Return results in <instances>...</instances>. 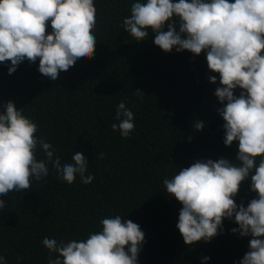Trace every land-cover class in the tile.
Wrapping results in <instances>:
<instances>
[{
    "label": "trees",
    "instance_id": "1",
    "mask_svg": "<svg viewBox=\"0 0 264 264\" xmlns=\"http://www.w3.org/2000/svg\"><path fill=\"white\" fill-rule=\"evenodd\" d=\"M134 2L94 0L95 55L78 60L56 81L39 73V60L22 62L11 75L10 62L0 64V111L13 101L38 125L37 137L53 146L62 165L80 151L88 161L85 175L95 177L84 185L77 175L69 185L49 164V175L33 179L28 192L0 196L5 200L0 255L6 264H48L45 237L86 239L101 230L103 218L116 215L145 234L138 264H239L249 250L251 237L231 232L238 227L234 219H225L222 234L210 242L192 246L176 227L182 205L166 193L163 180L197 160L234 161L238 141L230 147L223 143L224 121L217 111L223 105L214 95L219 76L209 71L206 53L194 56L175 48L165 53L154 45L151 31L146 40L132 41L121 25ZM214 75L215 84L209 80ZM121 101L134 113L129 138L111 129ZM197 119L204 122L202 131L193 127ZM101 153L103 159L97 158ZM36 155L44 159L39 148ZM255 196L247 179L236 203L246 207Z\"/></svg>",
    "mask_w": 264,
    "mask_h": 264
},
{
    "label": "clouds",
    "instance_id": "2",
    "mask_svg": "<svg viewBox=\"0 0 264 264\" xmlns=\"http://www.w3.org/2000/svg\"><path fill=\"white\" fill-rule=\"evenodd\" d=\"M96 22L94 0H0V64L10 62L11 75L22 62L39 60V73L56 81L78 60L94 57ZM121 26L134 42L155 33L153 43L165 53L174 48L194 56L206 53L209 71L219 76L214 95L223 105L217 110L224 121L223 143L230 147L238 141L237 163L225 158L197 160L165 178L163 185L182 205L176 227L185 245L210 242L222 234L225 219H234L238 227L231 232L251 237L239 264H264V0H136ZM209 80L217 83L215 75ZM134 93L140 99L145 96L140 90ZM2 107L0 196L28 192L33 179L49 175V164L69 185L77 175L84 185L93 182L94 175H85L88 161L82 152L76 151L72 162L62 165L53 146L37 137L38 125L22 109L13 101ZM115 119L118 123L111 129L129 138L134 113L125 101L117 105ZM194 122V129L202 131L204 122ZM38 148L44 159H37ZM97 158L103 159V153ZM247 179L256 196L245 207L235 198ZM4 207L0 199V209ZM100 225L101 230L86 239L45 237L48 264H138L145 240L140 226L119 215L103 218ZM0 264H6L3 255Z\"/></svg>",
    "mask_w": 264,
    "mask_h": 264
}]
</instances>
